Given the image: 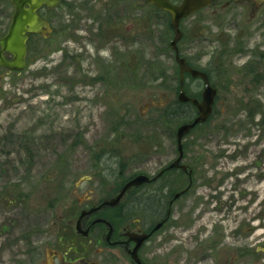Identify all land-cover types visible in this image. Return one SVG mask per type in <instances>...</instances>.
I'll return each instance as SVG.
<instances>
[{
  "label": "rangeland",
  "instance_id": "obj_1",
  "mask_svg": "<svg viewBox=\"0 0 264 264\" xmlns=\"http://www.w3.org/2000/svg\"><path fill=\"white\" fill-rule=\"evenodd\" d=\"M13 11L0 0V39ZM48 20L53 34L31 38L27 68H0V246L13 219L43 259L61 219L91 199L86 178L151 179L178 158L183 125L161 115L180 84L165 15L141 0H64ZM181 31V55L209 74L218 95L209 125L183 140L193 175L166 181V206L189 190L155 238V263L197 264L225 240L216 259L225 264L236 241L264 245V28L252 38L245 27L186 20ZM185 90L201 97L203 84L187 78Z\"/></svg>",
  "mask_w": 264,
  "mask_h": 264
},
{
  "label": "flooded vegetation",
  "instance_id": "obj_2",
  "mask_svg": "<svg viewBox=\"0 0 264 264\" xmlns=\"http://www.w3.org/2000/svg\"><path fill=\"white\" fill-rule=\"evenodd\" d=\"M183 1L170 0L177 6ZM61 2L60 7L64 0ZM59 8L50 11L42 7L39 10L40 17L49 23L52 32L46 38L40 35L37 37L45 40L51 37L53 29L48 15L54 14ZM168 18L171 19L169 15ZM186 20H193L199 24L227 25L236 27L237 31L245 27L252 31L249 35L255 38L264 28V0H209L207 6ZM118 27L121 34L123 30H120V24ZM233 41V44H238L236 38ZM134 43H136L135 39L130 45L126 43L125 48L128 49L127 46H133ZM4 58L8 61L12 60L9 54H4ZM106 77L110 78L107 70ZM186 77L187 73L184 75L185 80ZM184 106V110L187 111L190 105ZM194 111L197 114V110ZM174 162L155 172L151 178L152 182L131 188L116 206L105 205V203L116 200L123 188L133 179L117 180L112 184L113 181L97 177L86 178L85 182L93 183L84 190L85 196H90L91 199L79 213L75 211L76 216L61 219V223H66V226L56 235H52L54 242L52 251L49 255H45L44 259L43 249L38 247L39 243H33L35 247L29 250L24 227L11 219L4 228L5 241L0 246V264H38V262L39 264H97V262L100 264H156L154 251L158 247L157 244L154 245L155 238H158V235L167 227L173 225H168L171 221L172 206L184 196L181 195L176 199V195L180 193L175 194L172 200H168L169 205L166 206L164 203L165 197L168 196L165 195L168 189L166 181L171 177L181 181L183 176L189 175L192 171L185 161L181 162L180 166L187 165V169H170ZM81 185L82 183L78 185V188ZM149 190L153 191L152 196H147ZM147 197L153 198L151 207L146 204ZM227 245L229 243L225 240L213 242L208 250L211 256L201 259L198 263L204 264L210 260L211 264H217L216 259L219 255L222 258L225 256V252L219 253V250L225 251ZM232 246L235 257L232 262L224 259L225 264H251L252 261H260L264 264V245L261 242L246 241L242 244L236 241ZM135 252L136 258L133 257ZM212 256H216L215 259Z\"/></svg>",
  "mask_w": 264,
  "mask_h": 264
},
{
  "label": "water",
  "instance_id": "obj_3",
  "mask_svg": "<svg viewBox=\"0 0 264 264\" xmlns=\"http://www.w3.org/2000/svg\"><path fill=\"white\" fill-rule=\"evenodd\" d=\"M11 3L14 7V14L12 17L11 26L7 35L0 40V68H5L9 72L21 73L27 68V54L28 42L31 36L41 35L46 38L52 32L47 21L43 20L39 15V10L46 7L53 11L60 7L61 0H3ZM156 9L163 11L171 17V27L174 32V38L170 42V48L175 53V61L180 70V91L178 101L182 104L191 103L198 111V115L192 123L181 125L177 129V145L179 157L170 166V169L181 168L187 169L186 166H180L184 158L183 140L191 134V132L198 126L207 123L213 113L217 91L210 85L207 75L198 70L187 66V62L180 56L178 50V43L182 39V32L180 24L184 19L189 18L197 11L201 10L209 4V0H184L181 5H174L170 0H144ZM7 53L12 56V60L8 61L4 58ZM188 73L193 79H201L204 82V90L201 101L190 99L184 91V74ZM152 182V180L140 175L135 177L129 184H127L116 200L106 202L105 205L116 206L123 196L133 187ZM189 189L177 194L176 199L184 195ZM137 252V251H136ZM133 255L135 257L136 255ZM136 258V257H135Z\"/></svg>",
  "mask_w": 264,
  "mask_h": 264
},
{
  "label": "trees",
  "instance_id": "obj_4",
  "mask_svg": "<svg viewBox=\"0 0 264 264\" xmlns=\"http://www.w3.org/2000/svg\"><path fill=\"white\" fill-rule=\"evenodd\" d=\"M141 1H143V0H141ZM85 2H86V0H85ZM144 2V1H143ZM9 4V3H8ZM155 11L157 12V13H162L163 15H165L166 16V20H167V30L169 31V32H173V30H172V28H171V25H170V20H169V18H168V15L167 14H165V13H163V12H161V11H158V10H156L155 9ZM33 38V37H32ZM183 57V56H182ZM187 60V63H188V65L190 66V67H193V68H196V66L194 65V63L193 62H191V61H189L188 59H186ZM179 69V68H178ZM205 72V71H204ZM178 73H179V70H178ZM205 73H207V72H205ZM207 75L209 76V74L207 73ZM187 78H190V76L189 75H187ZM209 78H210V76H209ZM192 80V79H191ZM176 91H177V93H179V86L175 89ZM186 92H187V90H186ZM187 94H188V92H187ZM190 97H192V98H197V99H199L200 98V96H193V95H191V94H188ZM185 104H180L178 101H175L174 103H171L170 105H168L166 108H164L163 110H162V118L165 120V121H167V122H169V123H183V124H185V123H190L191 121H192V119H193V116H194V108L190 105L189 107H188V109H187V111H185L184 110V108H185V106H184ZM255 115V112L254 111H251L250 113H249V116H251V117H253ZM182 125V124H181ZM209 124H204V125H202V126H200V127H197L194 131H196V130H200V129H203V128H205L206 126H208ZM193 131V132H194ZM131 179V178H130ZM146 204L148 205V203L146 202Z\"/></svg>",
  "mask_w": 264,
  "mask_h": 264
}]
</instances>
